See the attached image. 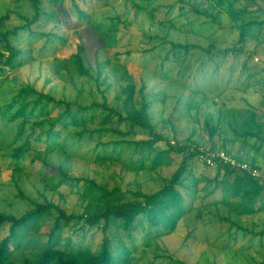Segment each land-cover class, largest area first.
Instances as JSON below:
<instances>
[{"label":"rangeland","instance_id":"374dc122","mask_svg":"<svg viewBox=\"0 0 264 264\" xmlns=\"http://www.w3.org/2000/svg\"><path fill=\"white\" fill-rule=\"evenodd\" d=\"M239 3L250 8H258L259 5L264 8V0H240ZM239 3L237 7L240 6ZM193 4L207 9L212 17L198 16L191 9ZM42 6L51 17L45 16L39 22L40 27L37 28V24L33 27L34 30L46 33V36L35 39L21 32L14 44L24 49L27 62L14 70L10 67L0 70L2 110L27 82L36 84L40 90L49 91L56 99L79 101L82 105L90 104L94 98L101 101L97 82L81 77L69 67V70L61 69L58 77H54L46 87L44 85L53 65L63 56L75 51L74 44L78 35L85 40L88 55L84 58L85 67H91L93 75L96 73L94 57L97 51V60L99 58L108 62L105 73L111 84L107 92L110 102L113 103L115 96L122 93L126 83L132 81L140 87L142 80L146 82L144 93L149 94L147 99L153 122L157 124L158 132L171 140V144H176L172 143L175 140L184 142L194 135L199 144L209 146V135L204 129L207 119L218 124L220 114L226 108L264 109V27L259 39L247 41L246 53L232 49L241 46L237 43L239 29L226 10L211 0H65L63 4L42 0ZM78 8L83 10L81 15ZM181 8H184V14L179 17ZM7 11H11L12 15L0 26V34L23 24L19 14L30 17L33 15L28 0H0V14ZM259 11L260 19H264V9ZM85 13L87 16H84ZM248 19L251 18H245ZM52 32L67 40L62 42L51 35ZM250 33L257 34L258 30L255 28ZM100 37L104 39V44L107 43L104 49L101 48L104 44ZM110 41L117 43L108 45ZM213 42L214 46L210 47ZM172 43L190 44L192 47L189 51H175ZM0 51L5 56L9 54L4 43H0ZM0 67L3 68V65L0 64ZM159 92L166 94L164 100L163 94L153 96ZM137 104H141L140 95L137 96ZM119 105V102H114V106ZM0 124L1 127L4 125V131L7 130L10 135L9 143L15 135L17 125L3 123L1 118ZM95 126V123L90 124V128ZM58 129L62 130L61 126ZM80 129L72 126L55 136L48 145H54L57 151L48 154L44 152L45 145L42 143L45 136L38 142L34 140L37 133H40L37 129L32 137V144L43 148V154L37 157L36 151L32 150L29 156L20 161L22 170L15 169L10 160L12 147H7L8 143L6 147L0 146V212L20 217L35 207L36 203H45L46 200L59 204L68 214L81 211L83 201L80 190L83 182L77 186L64 183L56 189L48 184V179H58V169L68 156L64 151L66 145L70 143L74 149L80 147L77 139L72 140L74 133ZM30 132L31 129L28 130ZM226 134L229 136V133ZM146 136V132L138 129L137 135L128 136L127 139L138 140ZM95 138L84 143L81 151L70 156L67 160L69 169L64 166L67 167L66 173L75 177H95L104 185H118L126 191L142 189L144 192H154L170 178L183 158L182 155H177L171 166L135 172L127 167L131 157L137 158L138 155H133V146L127 144L118 148V152L122 150V155L108 168V161L96 163L98 154L103 157L107 153L96 144L99 140L109 142L118 137L106 134L99 140L97 136ZM88 139L89 136H86L84 141ZM111 150L110 145L108 152ZM43 158L50 167L43 164ZM262 159L264 161L263 153ZM194 165L199 168L196 169L198 172L202 171L201 164L193 161L192 166ZM262 169L264 170V162ZM214 175L213 171L211 176ZM183 192L184 208H189L194 200V211H189L180 219L171 234L166 233L170 228L168 222L160 227L150 228L147 233L151 238L150 246L141 244L142 235L131 244L123 229L111 227L108 230L107 234L113 235L109 245L113 254L112 264H123V258L129 251H132L133 258L124 264H148L152 260L154 264H175L179 261L184 264H254L264 260V236L256 235L253 238L252 234L264 230V211L254 212L258 202L250 203L240 197L235 199L239 214L231 212L229 206L220 202L205 207L204 216L201 213L200 218L195 214L200 213L198 210L203 202L222 197V192L206 199H203L205 191L202 190L195 199L193 191H189V194ZM221 216H231L232 220L246 230H237ZM50 222L48 215H45L24 226L14 244H21L22 247L13 251L11 260L6 264H21L23 256L34 258L32 254L45 248ZM80 226L81 224L62 222L58 231V246L65 247L70 238L75 246L98 249L103 243V230ZM3 236L5 233L0 234V241ZM124 244L127 248H124ZM138 245L135 251L134 247ZM164 254L171 256L174 261L164 259ZM158 255L162 256L155 260Z\"/></svg>","mask_w":264,"mask_h":264},{"label":"trees","instance_id":"16d2710c","mask_svg":"<svg viewBox=\"0 0 264 264\" xmlns=\"http://www.w3.org/2000/svg\"><path fill=\"white\" fill-rule=\"evenodd\" d=\"M64 1L51 0V2L61 4ZM211 1L222 9H225L232 19L233 24L239 29L237 43L241 46L232 49L240 53H246L248 51L245 49L247 41L259 39L262 34L264 19H260L261 13L259 10H263V6L259 5L258 8H250L246 4H240V0ZM28 2L33 13L32 17L19 14L23 20V24L0 34V43L5 44V49L9 53L5 56L0 51V64L3 65V68L0 67V70H5V67H10L14 70L27 62L26 58H24L26 54L24 49L14 44V41L19 39L21 32L27 33L35 39L46 36V33L34 30L33 26L37 24L36 27H40L41 24L39 22L45 16L51 17V14L42 6V0H28ZM237 3L240 6L237 7ZM181 9L182 11L179 17L184 14V8ZM191 9L198 16L204 15L206 17H212L211 13L207 9H202L200 5L195 6L193 4ZM78 11L79 14L83 13V10L79 8ZM11 15V11L0 14V26H3L9 20ZM84 16H87V13ZM245 18L251 19L245 20ZM255 28L258 30V33L252 35L250 31ZM50 34L62 42L67 40L54 32ZM100 38L102 42L104 39L102 37ZM84 41L78 35V39L74 44L75 51L70 55L63 56L62 59L53 65L50 70L51 74L49 78L47 77L44 85L46 87L53 81L54 77H58L61 74V69L69 70L70 68L81 77H86L97 82L101 94V101L94 98L90 104L82 105L79 101L56 99L49 91L40 90L36 84L27 82L13 96L5 109H0V118L3 123L17 125L15 135L8 143L10 135L7 130L4 131V125L1 127L0 124V146L6 147L8 143L7 147H12L9 157L13 165H15V169L19 170L23 169L19 166L20 161L24 160L27 155L29 156L32 150L36 151L37 157H41L43 154V148L35 147L32 144V137L37 129L40 130V133H37L38 135L34 140L38 142L45 136L42 143L45 145L44 152L48 154L57 151L54 145L51 147L48 145L50 141L53 142L55 136L61 135L63 130H68L72 126L76 129L81 128L80 131L74 133L72 138V140H78L80 147L74 149L70 143V146L66 145L64 151L68 156L63 161V165L58 169V176H56L58 179L52 177L48 179V184L53 189H56L64 183L69 182L77 186L83 182L84 184L80 190L83 201L81 204L82 209L78 213L72 212L68 214L59 204L46 200L45 203H36L35 207L20 217L0 212V234L2 233L4 235L5 233V236L0 241V264H6L7 261L11 260L13 251L19 248L21 249V244L17 246H14V244L15 238L23 227L28 225L32 220L36 221L45 215H48L51 221V228L47 233L48 241L45 244V248L32 254L31 256L34 258L23 256L21 264H112L113 254L109 245L113 235L107 234L108 230L111 227L123 229L125 235L132 242L131 244L142 235L141 244L150 246L151 242L149 240L151 238L147 235L150 228L160 227L163 223L168 222L170 228L166 233L171 234L178 221L189 211H194V200L191 201L192 203L189 208H184L185 194L183 191L188 192V194L189 191H193V199H195L194 197H196L200 190L205 191L203 199L210 198L216 193L222 192V197L220 198H213L214 200L208 201L207 203L202 200L204 202L198 210L200 213L195 214L200 218H202L201 213L204 216L203 209L205 207L220 202L229 206L231 212L238 213L239 208L234 201L239 197L240 199L248 200L250 203L258 202V206L254 212L264 211V170L262 166L258 163L256 156L250 158L249 156L244 157L242 150L236 153H232L231 150L232 142L235 138L243 139L245 144L255 140L256 142L253 144V147L256 146L257 150L264 147V119L262 120L264 118V109L260 108L258 110L256 107H250L244 110L226 108L224 112H221L218 124H214L210 119H207L204 126V129L209 135V146L211 148L225 150L239 159L248 161L261 171V176L255 178L228 167L212 169L198 162L194 158V153L189 151L192 144H199V140L195 139L194 135L189 136L184 142H177L175 140L176 144H171V140L168 137L158 132L157 124L153 122V118L149 112L150 102L147 99V95L149 94L144 93L146 82L144 83L143 80L140 87L132 81L126 83L123 86L122 93L115 96L113 103L110 102L107 92L110 90L111 84L108 83V76L105 73L108 62L100 60L99 58L97 60V55H99V51H97L94 57L96 73L93 75L91 67H85L84 58L88 57V55ZM110 43L114 45L117 41H110L108 45ZM258 44L260 45V43ZM106 45L107 43L101 45V48H106ZM213 46L214 42L211 43L210 47ZM191 47L192 45L190 44L172 43V49L175 51L182 49L189 51ZM121 78L124 79L122 76ZM160 94H163L162 99L164 100L166 98L164 92H159L153 96ZM138 95L141 98L140 106L137 104ZM155 99L158 98L155 97ZM114 102H119L120 105L114 106ZM94 123L96 126L90 128V124ZM59 126H61L62 130L58 129ZM225 127L229 130H226ZM29 129H31L30 133H28ZM138 129L146 132V138L138 140L127 139L128 136L137 135ZM229 131L235 134V138L227 136L226 133ZM106 134H111L113 137L117 136L118 138L109 142H101L99 139ZM86 136H89V139L84 141ZM96 136L99 140L96 144L98 148H102L103 151L107 152L103 157L98 154L96 163L108 161V168L120 159L122 150L118 152V148L127 144L133 146V155H138L137 158L131 157L129 167H127L129 170L131 169L135 172L153 171L162 167L171 166L174 157L177 155H182L183 158L170 178L166 179L160 189L154 192H144L142 189L126 191L118 185L112 187L108 184L104 185L95 177H75L66 173L65 169L69 166L67 165V160L70 156L75 152L81 151L83 148L82 145L90 140L96 139ZM19 141L21 142L17 144ZM110 145L112 146V150L108 152ZM193 161L202 165V168H200L202 171L198 172L196 169L199 170V168L195 165L192 166ZM42 162L50 167L45 158L42 159ZM65 165L67 167H64ZM101 169L103 168L101 167ZM222 169L224 171L221 175ZM213 171L215 175L212 177ZM191 187H193V190H191ZM221 218L228 220L237 230H246L237 221L232 220L231 216H221ZM62 222L66 224L72 222L74 225L81 224L80 227L82 228H101L104 232L102 245L98 249H89L83 246H75L73 240L68 238L65 247L58 246L60 242L58 231L61 229ZM5 230L7 232H4ZM252 234L253 238L256 235L263 237L264 230L258 233L252 232ZM229 237H232V235ZM138 247L139 245L134 247V250L136 251ZM124 248H127L125 244ZM161 256H156L155 260ZM162 257L164 259H170V262L172 260L171 256L165 254ZM132 258V251H129L123 258V264L128 260L131 261ZM150 263L154 264L153 260ZM175 264L184 263L179 261ZM254 264H264V260Z\"/></svg>","mask_w":264,"mask_h":264},{"label":"built area","instance_id":"2783aa9c","mask_svg":"<svg viewBox=\"0 0 264 264\" xmlns=\"http://www.w3.org/2000/svg\"><path fill=\"white\" fill-rule=\"evenodd\" d=\"M175 143V141H172ZM191 153H194V158L210 168H230L244 172L252 177L259 178L261 171L250 164L248 161L239 159L225 150L213 149L210 146L203 144H192L189 148Z\"/></svg>","mask_w":264,"mask_h":264},{"label":"crops","instance_id":"0c3cea01","mask_svg":"<svg viewBox=\"0 0 264 264\" xmlns=\"http://www.w3.org/2000/svg\"><path fill=\"white\" fill-rule=\"evenodd\" d=\"M247 108H243L241 110H244ZM229 136H232L233 138H235V134H233L231 131L228 132ZM245 141L241 138L238 139H234L232 142V153H236L240 150H242V154L244 157L249 156L250 157H257L258 163L263 166V159H262V153L264 154V147H262L260 150L256 149V146L253 147V144H255V140L249 141L246 144L244 143ZM223 174V171H221V175Z\"/></svg>","mask_w":264,"mask_h":264}]
</instances>
